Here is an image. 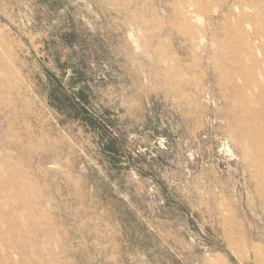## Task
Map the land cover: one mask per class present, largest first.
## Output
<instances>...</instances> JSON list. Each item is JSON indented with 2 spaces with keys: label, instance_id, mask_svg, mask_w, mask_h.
Masks as SVG:
<instances>
[{
  "label": "rangeland",
  "instance_id": "obj_1",
  "mask_svg": "<svg viewBox=\"0 0 264 264\" xmlns=\"http://www.w3.org/2000/svg\"><path fill=\"white\" fill-rule=\"evenodd\" d=\"M0 264H264V0H0Z\"/></svg>",
  "mask_w": 264,
  "mask_h": 264
}]
</instances>
